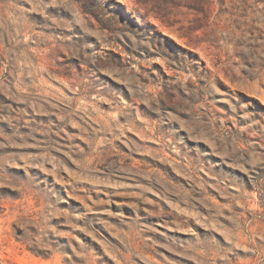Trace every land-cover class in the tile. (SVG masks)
Segmentation results:
<instances>
[{"label": "rangeland", "instance_id": "1", "mask_svg": "<svg viewBox=\"0 0 264 264\" xmlns=\"http://www.w3.org/2000/svg\"><path fill=\"white\" fill-rule=\"evenodd\" d=\"M0 264H264V0H0Z\"/></svg>", "mask_w": 264, "mask_h": 264}]
</instances>
